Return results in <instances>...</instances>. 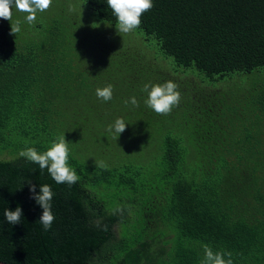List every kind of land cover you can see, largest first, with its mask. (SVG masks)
<instances>
[{"label": "trees", "instance_id": "16d2710c", "mask_svg": "<svg viewBox=\"0 0 264 264\" xmlns=\"http://www.w3.org/2000/svg\"><path fill=\"white\" fill-rule=\"evenodd\" d=\"M82 1L94 25L116 26L107 0ZM49 15L44 27L36 14L34 33L22 28L27 13L12 10V21L0 18V156H10L0 157V260L151 264L150 242L166 236V264H201L205 245L230 252L233 264H264V152L251 148V134H235L240 117L257 111L264 119V0H153L135 29L145 39L146 48L139 49L112 37L94 40L77 19ZM17 22L21 30L13 34ZM52 45L92 55L93 66L109 78L99 87L112 85V99L98 98L91 87L85 98L93 100L71 103L70 83L55 87L54 76L61 59L76 63L75 53L51 59ZM229 75L243 79L226 88ZM169 80L181 100L159 115L146 105L143 88ZM93 117L87 128L75 122ZM118 118L127 123L120 135L106 130L108 120L113 125ZM93 131L97 154L91 152ZM61 136L79 176L71 186L19 155L27 147L43 153ZM110 142L137 148L142 159L97 167L93 157H104L102 147ZM29 180L37 193L43 184L54 193L48 231ZM17 206L23 215L13 225L4 211Z\"/></svg>", "mask_w": 264, "mask_h": 264}, {"label": "clouds", "instance_id": "9594fccd", "mask_svg": "<svg viewBox=\"0 0 264 264\" xmlns=\"http://www.w3.org/2000/svg\"><path fill=\"white\" fill-rule=\"evenodd\" d=\"M52 4V0H0V18L12 21V9L15 7L20 12L27 13L26 20L32 24L36 20L37 12L47 10ZM109 8L117 18L116 28L118 33H129L139 27L143 13L153 7V0H107ZM20 23H11V33L16 34L20 31ZM143 91L148 93L145 101L146 105L159 115H168L174 107L178 106L181 100V94L178 91V85L169 80L163 84L149 86L144 85ZM96 96L104 101H110L113 96V86L107 85L96 89ZM129 103V101H125ZM130 103L134 106L138 104L135 97H132ZM127 123L118 118L113 125L109 126L108 131H115L121 134L126 130ZM69 147L65 136L58 137L45 152H38L34 147H27L20 151L19 155L28 161L39 165L41 170L47 169L52 179L58 184H68L69 186L77 183L79 176L76 171L68 164ZM97 167L106 168L103 161H95ZM32 198L43 209L39 218L45 231L51 229L55 220L52 212V203L54 193L48 184L40 186L39 193L36 192V185L28 181ZM23 215L22 208L17 206L15 210L6 209L4 216L10 224L21 222ZM204 259L201 264H233L231 253L214 252L207 245L204 246ZM227 255L228 259H225Z\"/></svg>", "mask_w": 264, "mask_h": 264}, {"label": "rangeland", "instance_id": "374dc122", "mask_svg": "<svg viewBox=\"0 0 264 264\" xmlns=\"http://www.w3.org/2000/svg\"><path fill=\"white\" fill-rule=\"evenodd\" d=\"M83 4L88 6L85 3V1H82V0H52L51 6L47 10H45L47 15H39L40 14L39 11L37 12V15L42 20V22H45L44 27H46V24L50 23L49 20L53 19L54 15H49V14H51V13L53 14V12H54L56 15L57 14L62 15L63 17H65L68 20L75 18L78 21H80L81 24L85 25L86 28H91V33H92L91 35L94 37V40L112 37L117 42H120L122 44H126L128 46L133 47V48H137V49L146 48L144 45L145 39L142 35H140L139 33L136 32L137 29L133 30L132 32H129V33L119 34L116 26H112L108 22L102 21L104 23H108V24H104L103 26H101L100 23H96V25H94L95 24V17L92 15V13L89 11V9L86 6H84ZM55 9H57V10L55 11ZM12 10H14L18 14L22 13V12L18 11L17 9H15V7H13ZM35 24H36L35 22L32 24H29L27 22L25 24V26H22V28L27 29L29 32H31L30 30H34L33 31V33H34L35 32ZM91 25L92 26L94 25V27H91ZM42 32H43V30L41 29V33ZM141 34H143V33H141ZM90 39H91V41L93 40L92 38H90ZM49 48H50V51L46 54V56H49V58H51V59L61 58V57H63L64 54H66V57H68V56H71L73 53H75L73 59H74V61H76V63H77V61H79L77 63V64H79V67H77L76 63L73 61L66 62L68 65L72 64V65L67 66L66 64H64L63 59H61L59 62H57L55 64V65H58L60 68L58 73L55 74V76H54L55 83L54 82L53 83H54L55 87L62 85L66 81L68 83H70L71 87L73 88V90L75 92L74 99L71 101V103H74V104L78 103L79 104L82 102L85 103V101L93 100L92 98H88V99L85 98V95L87 94L86 93L87 90H89L91 87L102 88V87H99L100 85H104L102 83V80L104 82H106V80L109 78H107V76L102 77V75H104V73L102 70H99L97 64L95 66H93V64L96 63V61L92 57V55L85 54V56H84L81 54L79 56V55H77L78 49L73 48L71 46H69L67 50L62 51V52L59 51V45H52ZM59 53H61V54L59 55ZM72 57H73V55H72ZM169 58L173 61L172 57H169ZM94 68L96 70H92ZM196 73H198L201 76V78H203L205 80L210 79L209 77H207L202 72L197 71ZM106 75H108V74H106ZM234 75H238V74L235 73ZM230 77H232V75L227 76L226 80H228ZM241 79H243V77L233 78L232 80H228V82H222V84L224 85V87L228 88V85L232 86V82L233 83H239V80H240V83H241ZM247 83H248V80L245 82V84H247ZM111 121H113V120H108V127L110 125H112ZM75 122H77L79 125L84 124L87 128V125H89V127L94 125L96 120L93 117L91 121L88 120L87 123H84L83 120L76 118ZM106 130H108V129H106ZM235 131H236V133H235L236 137L241 136V132L251 134V136L253 138L251 141V148L252 149L259 148V150L264 152V119H261L257 115V111H255L254 114L251 116L247 115V117H240L239 121L237 122V129ZM94 133H96V132L93 131L91 133V138H90V143L92 144V151L91 152L94 151L93 148L95 147V145L93 143V140H94L93 134ZM88 134H89V131H88ZM161 134H163V132H161ZM76 141H77V139H76ZM95 141L98 143V145L105 144V142H106L105 139H102V141H100V143H99V140L97 138ZM99 149H101V147ZM102 149L104 151V157H102L101 159L93 157L92 163H95V161H103L104 163H106L108 165H119V164L129 162L130 160H132L131 158L129 159V157L136 158L135 159L136 162H138L139 160L142 159V158L138 159L141 156L142 152H137V150H136L137 148H130L127 150L126 147H121L118 143L110 142L108 145V148H106V145H104L102 147ZM94 152L96 153V151H94ZM96 154H94V155L96 156ZM91 155H93V153H91ZM0 157H10V156L8 154H4ZM79 157H82L81 154ZM146 157H147V153H146ZM117 229L121 230V228L119 226H117ZM159 243L156 244L154 249L159 247ZM155 250H158V248ZM154 252H156V251H154ZM152 264H164V261L160 257V259L155 260Z\"/></svg>", "mask_w": 264, "mask_h": 264}, {"label": "flooded vegetation", "instance_id": "af4514ba", "mask_svg": "<svg viewBox=\"0 0 264 264\" xmlns=\"http://www.w3.org/2000/svg\"><path fill=\"white\" fill-rule=\"evenodd\" d=\"M115 230L116 231H120V229H117V227H115ZM155 238H151V240H154ZM164 239H166V236L165 237H158L156 240L157 241H159V242H157V243H155V242H150L151 243V247H153V250H152V256H151V258H150V262H151V264L155 261V260H158V259H160V257L162 258V260L164 261V247H165V242H164ZM159 243V247H157L158 248V250H155V249H157V248H155L154 249V247L156 246V244H158ZM154 251H156V252H154ZM123 264V263H122ZM164 264H165V261H164Z\"/></svg>", "mask_w": 264, "mask_h": 264}, {"label": "water", "instance_id": "95a60500", "mask_svg": "<svg viewBox=\"0 0 264 264\" xmlns=\"http://www.w3.org/2000/svg\"><path fill=\"white\" fill-rule=\"evenodd\" d=\"M0 264H9V263H7V262H5V261H2V260H0Z\"/></svg>", "mask_w": 264, "mask_h": 264}]
</instances>
